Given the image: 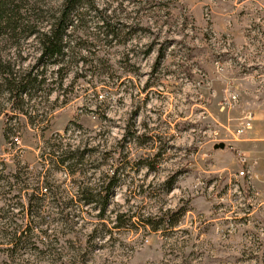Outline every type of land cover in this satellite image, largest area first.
I'll use <instances>...</instances> for the list:
<instances>
[{
	"label": "rangeland",
	"instance_id": "rangeland-1",
	"mask_svg": "<svg viewBox=\"0 0 264 264\" xmlns=\"http://www.w3.org/2000/svg\"><path fill=\"white\" fill-rule=\"evenodd\" d=\"M61 1L23 0L28 26L0 40V264H264V151L243 143L264 119V0H79L64 40L96 47L72 50L60 82L37 68L34 95L11 104L5 75L38 54L24 35ZM247 114L251 130L230 142ZM52 146L83 157L58 169ZM111 173L98 220L79 189Z\"/></svg>",
	"mask_w": 264,
	"mask_h": 264
},
{
	"label": "trees",
	"instance_id": "trees-1",
	"mask_svg": "<svg viewBox=\"0 0 264 264\" xmlns=\"http://www.w3.org/2000/svg\"><path fill=\"white\" fill-rule=\"evenodd\" d=\"M23 0H0V40L3 37L8 36H15L19 35L20 32H23V26H28L29 24L28 20L24 17V10L21 12V9H23V6H20V3ZM79 5V0H62L61 1V7L59 12L56 16H52L48 24L45 26L44 30H33L30 29L27 34L24 35L25 39L32 37L34 40V43L37 46V58L35 60V64L28 70L24 71L23 73H20V75H15L12 72L9 75H5L4 78V84L6 85V96L8 97L7 100L14 102L19 101L18 99L22 96H28L29 98L32 97L31 93H34L43 81L40 79V76L33 72L37 68L45 67V66H51L55 67L56 70L54 72V75L58 76L59 82L64 79L66 76V73H61V67L64 63H66V60L73 57L72 50L76 48V51L86 50L88 51L91 48L96 47L94 44H91L90 46H78L73 45L72 47H69V40L68 42H65V38H68L67 31L68 29L72 27L73 21L75 19H70L69 16L72 14L74 8ZM25 7V6H24ZM23 13V14H21ZM73 18V17H71ZM100 29L104 32V37H110L114 35L113 29L114 25H110L107 23L105 19H101ZM69 37L71 35L69 34ZM12 38V37H11ZM91 47V48H90ZM91 55H89L90 57ZM92 57V56H91ZM93 59V57H92ZM81 64L91 65V61L86 62L84 60H80ZM77 63V62H76ZM59 67V68H58ZM2 74V71H0ZM84 76H79V78H86L88 75L89 78L94 77V72H86L83 71ZM21 103V101H19ZM23 104V103H22ZM21 112V111H20ZM62 146V145H61ZM61 146H52V153L55 155V164L56 167L59 169L60 167L69 165L70 163L77 162L76 154L80 155V158L83 157L84 151H81L80 153H76V151H69V150H61ZM87 151V150H85ZM74 165V164H72ZM13 177H16V172L12 173ZM112 176L109 177L107 182L105 184H101L98 186V191L95 193L91 188L83 187L79 189L78 194V201L81 203L82 206H92L93 209L97 208L98 213H100L97 218L98 220L102 218L103 213L105 212L106 208L108 207V194L112 189L116 186V180L114 177V173H111ZM1 179V178H0ZM17 182V181H15ZM21 183V182H20ZM20 190H25L23 187L20 188ZM19 193V192H18ZM15 193L12 198H15V196L18 194ZM27 205L28 210L27 213H29V216L31 218L32 212L31 209V202L36 201L37 199L34 198L32 195L27 196ZM167 213L163 216V222H168ZM171 215L169 216V218ZM167 218V219H166ZM167 220V221H166ZM145 223L150 226L152 231H156L158 228L156 225L153 226L152 220H145ZM176 222L169 223L168 222V228L175 227ZM116 226V225H115ZM114 228H120L115 227ZM26 232L23 230L19 232L20 237L24 236Z\"/></svg>",
	"mask_w": 264,
	"mask_h": 264
},
{
	"label": "built area",
	"instance_id": "built-area-1",
	"mask_svg": "<svg viewBox=\"0 0 264 264\" xmlns=\"http://www.w3.org/2000/svg\"><path fill=\"white\" fill-rule=\"evenodd\" d=\"M234 102H236V97L234 95H229V101L227 104L230 105L229 103H234ZM252 121H253V117L250 114H247L246 116H244L239 120L238 124L236 125L235 129L232 132H229L228 129H225V131L230 135L229 141L232 143H237L241 136H243L244 134H246L248 131L251 130ZM213 135L216 136L217 133L214 132ZM13 143L18 144V139L15 138ZM246 161L247 160L244 157H239L238 159V162L241 166L240 170L237 172V176L239 178L243 177L244 175L250 174L249 169L251 164H249Z\"/></svg>",
	"mask_w": 264,
	"mask_h": 264
},
{
	"label": "crops",
	"instance_id": "crops-1",
	"mask_svg": "<svg viewBox=\"0 0 264 264\" xmlns=\"http://www.w3.org/2000/svg\"><path fill=\"white\" fill-rule=\"evenodd\" d=\"M260 90H257V93ZM257 137V138H253ZM247 148H252L256 150L257 147H263L264 151V119L255 117V122L253 123L252 132L246 135V139L243 140Z\"/></svg>",
	"mask_w": 264,
	"mask_h": 264
},
{
	"label": "water",
	"instance_id": "water-1",
	"mask_svg": "<svg viewBox=\"0 0 264 264\" xmlns=\"http://www.w3.org/2000/svg\"><path fill=\"white\" fill-rule=\"evenodd\" d=\"M223 149H224V145L221 142L212 145L213 151H217V150L222 151Z\"/></svg>",
	"mask_w": 264,
	"mask_h": 264
}]
</instances>
